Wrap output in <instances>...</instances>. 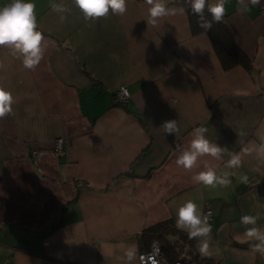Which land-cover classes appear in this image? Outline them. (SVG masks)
Here are the masks:
<instances>
[{
  "label": "crops",
  "instance_id": "crops-1",
  "mask_svg": "<svg viewBox=\"0 0 264 264\" xmlns=\"http://www.w3.org/2000/svg\"><path fill=\"white\" fill-rule=\"evenodd\" d=\"M33 2L45 37L40 64L26 69L0 47V84L15 101L0 118V264H138L153 240L144 230L175 225L174 208L189 198L212 210V255H201L195 241L183 257L264 264L244 235L250 226L240 224L255 215L264 230V157L257 153L264 144V0H244L246 9L240 0L226 3L224 21L251 71L224 69L209 35L192 33L186 10L153 26L145 0H128L123 16L110 10L88 22L72 0ZM54 4L68 11H52ZM120 86L130 91L124 102L116 99ZM166 120L179 131L165 134ZM201 126L227 152L185 170L176 159ZM227 153L240 155L238 169L226 166ZM206 165L229 173L231 184H197L192 177Z\"/></svg>",
  "mask_w": 264,
  "mask_h": 264
},
{
  "label": "clouds",
  "instance_id": "clouds-1",
  "mask_svg": "<svg viewBox=\"0 0 264 264\" xmlns=\"http://www.w3.org/2000/svg\"><path fill=\"white\" fill-rule=\"evenodd\" d=\"M149 5L148 23L157 25L162 18L176 15L177 11L183 13L185 9L181 7L177 10L169 7L167 0H145ZM191 12L198 17V24L205 30H210L213 22L223 21L226 14L227 0H186ZM261 0H250L251 5H259ZM74 6L81 12L83 19L96 21L105 18L111 13L123 16L128 7V0H72ZM243 9L247 8L244 0H240ZM52 11L66 12L65 7L60 4L51 6ZM36 4L33 0H10L8 3H0V47H7L13 53L18 54L17 58L22 61L24 68L35 70L44 57L45 48L43 33L38 28L37 17L35 14ZM211 15L209 20L205 12ZM15 103L12 93L0 84V118H4L13 112ZM165 134L174 135L179 131L176 120H166L160 126ZM208 129L196 127L193 130V138L190 146L180 152L176 159V164L185 170H192L197 165V160L202 156H210L221 159L227 152L226 147L217 143H212L206 137ZM259 156L264 157V144L257 149ZM229 159L226 166L230 169H238L241 166V157L238 154L227 153ZM197 184L205 187L215 188L217 186L227 187L231 184L229 173L218 174L217 169L205 166V170L199 171L193 177ZM241 180L247 184L249 178L242 175ZM175 226L178 230L188 234L190 239L197 240L199 252L203 256L210 257V234L212 226L209 223V215L205 214L200 205L194 199H186L174 208ZM258 216L243 215L240 217V224L247 227L244 235L252 241L253 250L264 254V230L257 226ZM129 261L134 258L135 252L129 249L126 253Z\"/></svg>",
  "mask_w": 264,
  "mask_h": 264
},
{
  "label": "trees",
  "instance_id": "trees-1",
  "mask_svg": "<svg viewBox=\"0 0 264 264\" xmlns=\"http://www.w3.org/2000/svg\"><path fill=\"white\" fill-rule=\"evenodd\" d=\"M173 4L183 7L188 15L190 28L193 34L206 32L209 35L211 44L218 56L222 67L229 69L236 65H241L248 71L252 70L251 59L240 49L234 40L224 18L222 22L215 23L210 30L201 28L198 24V17L194 15L186 0H173ZM206 17L211 20V15L205 12ZM144 239L150 242L152 239H158L162 246V253L170 261L180 259L188 262H196L195 257L189 259L183 257V253L192 255L191 249L196 239H190L184 231L178 230L171 221H162L147 227L143 232Z\"/></svg>",
  "mask_w": 264,
  "mask_h": 264
},
{
  "label": "built area",
  "instance_id": "built-area-1",
  "mask_svg": "<svg viewBox=\"0 0 264 264\" xmlns=\"http://www.w3.org/2000/svg\"><path fill=\"white\" fill-rule=\"evenodd\" d=\"M130 97V91L126 86H120L116 91V99L119 101H126ZM62 137H58L55 139V151L58 153L62 152ZM37 154L36 150L32 151V156L35 157ZM247 185H251L250 182ZM205 214L209 215V220L212 217V210L209 206H207L204 211ZM138 264H223L219 260H206V261H196V262H188L187 260L180 259L177 261L168 260L164 254L162 253V246L158 239H153L149 245V248L146 250H142L138 253Z\"/></svg>",
  "mask_w": 264,
  "mask_h": 264
}]
</instances>
